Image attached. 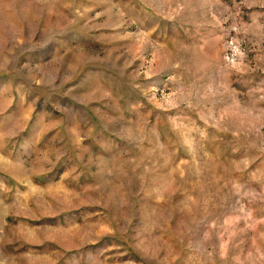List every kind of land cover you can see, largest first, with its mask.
Returning a JSON list of instances; mask_svg holds the SVG:
<instances>
[{
  "label": "rangeland",
  "instance_id": "rangeland-1",
  "mask_svg": "<svg viewBox=\"0 0 264 264\" xmlns=\"http://www.w3.org/2000/svg\"><path fill=\"white\" fill-rule=\"evenodd\" d=\"M0 264H264V0H0Z\"/></svg>",
  "mask_w": 264,
  "mask_h": 264
}]
</instances>
